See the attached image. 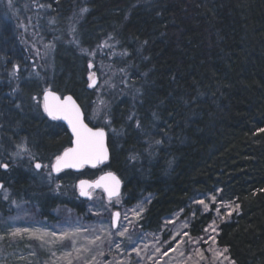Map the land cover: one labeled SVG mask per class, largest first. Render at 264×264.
Returning <instances> with one entry per match:
<instances>
[{"label": "trees", "instance_id": "trees-1", "mask_svg": "<svg viewBox=\"0 0 264 264\" xmlns=\"http://www.w3.org/2000/svg\"><path fill=\"white\" fill-rule=\"evenodd\" d=\"M18 2L46 10L37 35L56 41L51 90L72 95L86 122L108 135L107 165L64 172L58 183L115 173L125 207L149 198L140 227L152 235L175 215L189 217L194 210L188 232L200 238L214 214L193 204L216 197L235 207L219 225L216 245L234 264H264V0ZM14 38L0 23L1 72L24 62L26 53ZM104 43L125 55V62L114 63L129 70L126 87L135 93L114 99L109 125L100 127L87 117L95 97L88 89L89 59L81 51ZM43 92L34 79L22 80L18 95L0 89L5 155L24 145L49 164L71 146L66 127L45 116ZM35 180L14 167L0 183L13 200L36 203L41 217L50 219L57 200ZM73 208L82 214V207Z\"/></svg>", "mask_w": 264, "mask_h": 264}, {"label": "rangeland", "instance_id": "rangeland-1", "mask_svg": "<svg viewBox=\"0 0 264 264\" xmlns=\"http://www.w3.org/2000/svg\"><path fill=\"white\" fill-rule=\"evenodd\" d=\"M19 4L18 0H0L1 26L10 27L14 43L26 53L22 65L16 62L9 72L0 71V89L8 88L11 95H18L22 80L34 79L46 92L53 83L56 41L37 35L41 23L46 22L45 9L38 10L35 4L20 8ZM81 53L89 59L88 89L95 97L88 107V120L94 126H108L111 102L135 93L126 87L129 70L114 63L125 62V55L111 43ZM122 76L126 78L121 82ZM54 161L37 160L24 145L7 155L0 148V165H8L0 167V178L7 176L10 168H22L36 179L39 190L57 200L52 217L44 219L36 203L13 200L0 183V264H234L227 251L216 245L219 225L233 215L234 206L219 204L212 196L195 201L193 206L202 213L214 214V222L200 238L188 232L194 210L189 217L175 215L165 222L161 233L152 235L140 227L149 198L128 208L122 195L109 200L101 190H91V199L83 200L78 180L58 183L51 170ZM36 163L42 165L39 170ZM76 206L82 207L81 215L73 208Z\"/></svg>", "mask_w": 264, "mask_h": 264}, {"label": "snow or ice", "instance_id": "snow-or-ice-1", "mask_svg": "<svg viewBox=\"0 0 264 264\" xmlns=\"http://www.w3.org/2000/svg\"><path fill=\"white\" fill-rule=\"evenodd\" d=\"M84 11H86V9ZM43 106L44 111L52 119L66 120L75 137L74 147L65 149L62 155L55 158V163L52 165L54 171L60 172L65 168H80L85 164H92L95 166L97 163L107 159V150L104 146L105 133L103 129L93 130L83 122L80 109L71 96H67L62 100L55 93L46 92ZM261 131H264V129H261ZM0 167L7 168L8 165L4 164L0 165ZM35 167L40 169L42 165L36 163ZM45 167L47 166L45 165ZM104 180H111L113 182L111 188L105 187V190L109 191V195L117 194L119 180L111 173H108L106 177H101V180L96 181L94 186H101V181ZM80 185L81 194L87 195L85 186L88 185V182L81 181ZM213 200H215V197H213ZM200 203H203V201H200ZM205 207L207 208V205H205ZM116 215L119 216V213ZM125 231H127V229H125ZM119 235L123 236L124 232L119 233ZM117 247H119V245H117Z\"/></svg>", "mask_w": 264, "mask_h": 264}, {"label": "water", "instance_id": "water-1", "mask_svg": "<svg viewBox=\"0 0 264 264\" xmlns=\"http://www.w3.org/2000/svg\"><path fill=\"white\" fill-rule=\"evenodd\" d=\"M94 85H95V83L93 84V86H94ZM46 92H53V93H55L57 96H59L62 100H63L65 97H67V96H71L72 99H73V101H75L76 105H77V106L79 107V109H80L81 118L83 119V122H84L85 124H87V126H88L89 128H92V127L86 122L85 114H84V111H83L82 107L79 105V103L76 101V99H75L72 95L60 96L58 93H56V92H54V91H52V90H48V91H46ZM46 92H44L43 97H42L43 105H44V95H45ZM43 112H44L45 116H46L50 121H53V122H59V123L63 124V125L66 127V129L68 130V132H69V134H70V136H71V139H72V143H71V146H70L69 148L74 147V140H75V137H74L73 134H72V130H71V128L69 127L68 122H67L66 120H63V119H57V120L52 119V118H51V117H50V116L44 111V106H43ZM92 129H93V130H97L96 128H92ZM99 129H101V128H99ZM103 131H104V133H105V136H104V146H105V148H106V150H107V159L103 160V161L100 162V163H97L95 166H93L92 164H85V165H83V167H80V168H65V169L61 170L60 172H56V171H54L53 169H51L53 175H54V176H59V175H61L62 173H64V172H68V171H71V172H74V173H80L82 170H84V169H86V168H87V169H93V170H95V169H99V168H102V167H104L105 165H107V164L110 162L111 153H110L109 144H108V135H107V133H106V131H105L104 129H103ZM62 154H63V153H62ZM62 154H61V155H62ZM54 163H55V161H54ZM54 163H53V164H54ZM36 169H37V168H36ZM37 170H39V169H37ZM108 173H111L113 176L116 177L117 180H119V188H118V192H117V194L109 195V191H106V190H105V187H106V186L109 187V188L112 187L113 182H112L111 180H104V181H101V186H99V187L94 186L96 181H100V180H101V177H106ZM81 181H87V182H88V185H91V186H88V185L85 186V191L87 192V195H82V194H81V185H80V182H81ZM0 188H1V186H0ZM77 188H78V190H79V197H80L81 199H83V200H89V199H91V195H90V191H91V190H101V191L104 193V195L106 196L107 199H109V200H113V199L118 198V197L121 195L122 190H123V182H122V180H121V179H120L115 173H113V172H106V173H104L103 175H101L99 178H97V179L94 180V181L80 180V181L78 182ZM115 220H116V216H115Z\"/></svg>", "mask_w": 264, "mask_h": 264}, {"label": "bare ground", "instance_id": "bare-ground-1", "mask_svg": "<svg viewBox=\"0 0 264 264\" xmlns=\"http://www.w3.org/2000/svg\"><path fill=\"white\" fill-rule=\"evenodd\" d=\"M43 94H44V93H43ZM86 169H87V168H86ZM84 170H85V169H84ZM84 170H82V171H84ZM82 171H81V172H82ZM69 172H71V171H69ZM81 172H80V173H81ZM73 173H74V172H73ZM76 174H78V173H76ZM100 176H101V175H99V177H100ZM99 177H98V178H99ZM96 179H97V178H96ZM96 179H95V180H96ZM83 180H87V179H83ZM89 181H94V180H89Z\"/></svg>", "mask_w": 264, "mask_h": 264}, {"label": "flooded vegetation", "instance_id": "flooded-vegetation-1", "mask_svg": "<svg viewBox=\"0 0 264 264\" xmlns=\"http://www.w3.org/2000/svg\"><path fill=\"white\" fill-rule=\"evenodd\" d=\"M51 90V89H50ZM60 95V94H59ZM61 96V95H60ZM43 97V96H42ZM43 101V100H42ZM42 104H43V102H42ZM42 110H43V107H42ZM51 122H53V121H51Z\"/></svg>", "mask_w": 264, "mask_h": 264}]
</instances>
